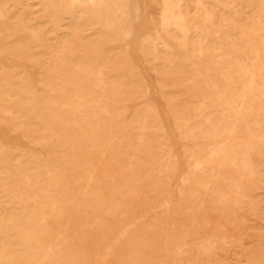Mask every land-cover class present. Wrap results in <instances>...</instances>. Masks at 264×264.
<instances>
[{
  "label": "rangeland",
  "instance_id": "obj_1",
  "mask_svg": "<svg viewBox=\"0 0 264 264\" xmlns=\"http://www.w3.org/2000/svg\"><path fill=\"white\" fill-rule=\"evenodd\" d=\"M93 2L0 0V264H264V0Z\"/></svg>",
  "mask_w": 264,
  "mask_h": 264
},
{
  "label": "bare ground",
  "instance_id": "obj_2",
  "mask_svg": "<svg viewBox=\"0 0 264 264\" xmlns=\"http://www.w3.org/2000/svg\"><path fill=\"white\" fill-rule=\"evenodd\" d=\"M77 1V0H76ZM91 1V0H90ZM95 1V0H94ZM105 1V0H104ZM109 1V0H108ZM260 2H261V0H260ZM74 3V2H73ZM92 3H94L93 2V0H92ZM78 4V3H77ZM93 5V4H92ZM262 5H264V4H262ZM264 7V6H263ZM262 10V9H261ZM264 11V10H263ZM259 13V12H258ZM259 16H257V17H260V14H258ZM263 16V15H262ZM169 16L167 15H165L164 17H163V19L162 20H164V19H167ZM260 21V20H259ZM255 24V23H254ZM257 24H258V22H257ZM260 24V23H259ZM260 28V27H259ZM261 28H262V26H261ZM264 28V27H263ZM262 30V29H261ZM255 32V31H254ZM254 32H252V33H254ZM257 32V31H256ZM258 32H260V31H258ZM251 33V32H250ZM249 33V35H251ZM256 34V33H255ZM255 34H253V35H255ZM258 35H260V34H258ZM257 36V35H256ZM255 36V37H256ZM86 39V38H85ZM263 39V38H262ZM84 40V39H83ZM257 41V40H256ZM262 41H264V39L262 40ZM262 41H261V43H262ZM248 44V43H247ZM250 44V43H249ZM253 44H255V43H253ZM251 45V44H250ZM249 45V46H250ZM256 45V44H255ZM259 45V44H258ZM249 46H247V47H249ZM253 46V45H252ZM246 47V48H247ZM250 48V47H249ZM248 48V50H250ZM253 49V48H252ZM255 49V48H254ZM259 49V48H258ZM247 51V50H246ZM254 50H252V52H253ZM251 51H250V53H252ZM256 52V51H255ZM258 53V52H257ZM253 54V53H252ZM254 54H256V53H254ZM251 55V54H250ZM253 56V55H252ZM259 56V55H258ZM254 57V56H253ZM246 58H247V56H246ZM259 59V58H258ZM255 60V59H254ZM248 61V60H247ZM259 63V62H258ZM255 66V65H254ZM253 66V67H254ZM250 68V67H249ZM246 69V68H245ZM247 70H249V69H247ZM248 72H250V70L248 71ZM255 72V71H254ZM245 73V72H244ZM246 76V75H245ZM244 76V77H245ZM254 78V82L253 83H251L252 85H249L248 86V89L249 90H251V92H253L254 90H258V92L261 90V89H263L264 88V69H261V68H259L258 69V72H257V74L253 77ZM253 81V80H252ZM110 84V83H109ZM249 84H250V82H249ZM245 86V85H244ZM247 89V90H248ZM245 90H246V88H245ZM244 90V92H246ZM258 94V93H257ZM261 95V94H260ZM251 95H248V96H244L243 98H242V101H241V99H239L240 101H241V109L240 110H238L237 111V114H236V120H237V122H238V120L240 119V117H246L247 116V114L248 113H252L253 111H254V107H253V104H255V103H257L258 102V98L256 99L255 98V96L251 99V98H249ZM262 96V95H261ZM241 97V96H240ZM262 99H263V97H262ZM232 103H234V102H232ZM252 111V112H251ZM262 114V113H261ZM260 119V118H259ZM42 121V120H41ZM243 121V120H242ZM87 122H89V121H87ZM236 122V123H237ZM91 123V122H90ZM89 123V124H90ZM242 124V123H241ZM79 125V124H78ZM86 125V124H85ZM88 126V125H87ZM91 126V125H90ZM86 128V127H85ZM88 128V127H87ZM87 130V129H86ZM234 130V129H233ZM83 132V131H82ZM232 132V131H231ZM84 135V134H83ZM85 136V135H84ZM83 137V136H82ZM86 137H88L87 135H86ZM91 138V137H90ZM237 139L236 138V130H234L232 133H231V137H230V139ZM88 139V138H87ZM228 142H230L229 140H228ZM232 144H230L229 143V145H228V147H229V149H231L232 147ZM231 147V148H230ZM226 148L224 149V151H222V150H220V151H217L216 152V156H217V159H216V162H217V164H219V165H221V166H225V164H227V162L229 161V159H228V157H227V155H229L228 153H226ZM229 153H230V151H229ZM212 236V235H211ZM27 242V241H26ZM51 250V249H50ZM33 256V255H32Z\"/></svg>",
  "mask_w": 264,
  "mask_h": 264
}]
</instances>
